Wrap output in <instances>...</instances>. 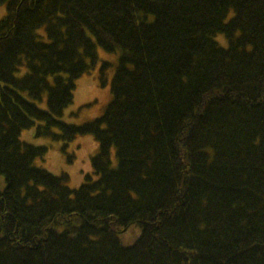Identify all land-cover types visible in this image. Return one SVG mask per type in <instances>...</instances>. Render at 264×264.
Wrapping results in <instances>:
<instances>
[{"label":"trees","instance_id":"1","mask_svg":"<svg viewBox=\"0 0 264 264\" xmlns=\"http://www.w3.org/2000/svg\"><path fill=\"white\" fill-rule=\"evenodd\" d=\"M3 4L0 264H264V0ZM97 45L119 53L112 99L60 120ZM35 121L65 143L92 134L96 178L34 165Z\"/></svg>","mask_w":264,"mask_h":264},{"label":"rangeland","instance_id":"2","mask_svg":"<svg viewBox=\"0 0 264 264\" xmlns=\"http://www.w3.org/2000/svg\"><path fill=\"white\" fill-rule=\"evenodd\" d=\"M5 12V5H0V18ZM216 40L221 46L226 45L220 34L216 36ZM118 61V52L106 51L97 45V60L93 69L76 79L73 100L64 109L59 119L70 124L80 125L101 116L112 99L111 82ZM104 62L107 64L102 68ZM22 74V71L17 73L18 76ZM22 93L29 98L25 92ZM34 102L43 109L48 108L46 94L41 100H34ZM41 124V121H35L31 127L22 130L20 134V139L27 143L48 146V151L44 156L34 159V165L56 175L66 174L68 176L66 184L72 188L78 187L84 182L87 174L95 179L96 174L93 172L91 159L99 151V143L96 138L90 133L77 134L72 140L65 143L61 139L49 135H37V127ZM52 131L60 132L55 127ZM111 162L113 167L116 166L117 159L114 148L111 150ZM4 186V178L0 176V188ZM138 231L135 228L122 233V241L125 244L131 243L137 237Z\"/></svg>","mask_w":264,"mask_h":264}]
</instances>
